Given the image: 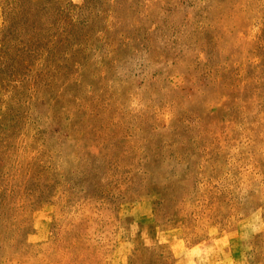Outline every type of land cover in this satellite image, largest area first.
I'll use <instances>...</instances> for the list:
<instances>
[{"label": "rangeland", "instance_id": "374dc122", "mask_svg": "<svg viewBox=\"0 0 264 264\" xmlns=\"http://www.w3.org/2000/svg\"><path fill=\"white\" fill-rule=\"evenodd\" d=\"M0 264H264V0H0Z\"/></svg>", "mask_w": 264, "mask_h": 264}]
</instances>
